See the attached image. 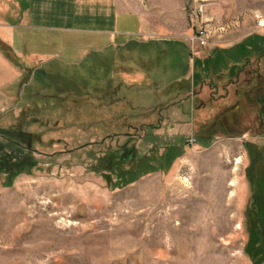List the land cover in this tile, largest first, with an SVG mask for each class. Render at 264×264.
<instances>
[{
  "label": "rangeland",
  "instance_id": "1",
  "mask_svg": "<svg viewBox=\"0 0 264 264\" xmlns=\"http://www.w3.org/2000/svg\"><path fill=\"white\" fill-rule=\"evenodd\" d=\"M77 1L144 35L16 29L0 264H264V111L213 120L242 72L264 74V0ZM28 3L0 0V23Z\"/></svg>",
  "mask_w": 264,
  "mask_h": 264
},
{
  "label": "crops",
  "instance_id": "2",
  "mask_svg": "<svg viewBox=\"0 0 264 264\" xmlns=\"http://www.w3.org/2000/svg\"><path fill=\"white\" fill-rule=\"evenodd\" d=\"M26 7L20 24L0 23V41L16 57L21 56L16 48L17 28L28 30L36 27L70 34H90L113 45H117L118 39L144 35L142 18L116 10L111 2L84 4L77 0H29ZM35 21H38L37 26H33ZM21 71L0 51V104L12 102V87L22 76Z\"/></svg>",
  "mask_w": 264,
  "mask_h": 264
},
{
  "label": "trees",
  "instance_id": "3",
  "mask_svg": "<svg viewBox=\"0 0 264 264\" xmlns=\"http://www.w3.org/2000/svg\"><path fill=\"white\" fill-rule=\"evenodd\" d=\"M0 51L10 60L12 63H16L15 56L12 54L11 49L4 43L0 41ZM260 56H264V52L260 53ZM242 72L237 79H241V76H245V80L240 84L237 83V90L235 92V100L232 105L228 108H223L213 119L218 120V124L221 125L223 120L226 118L228 112L233 113V115L245 114L244 119L253 120L256 118L258 121L262 119L259 118V110L264 111V74H261L259 70H249L246 75ZM241 81V80H240ZM259 112V113H258ZM213 122V121H212ZM225 125V123H223ZM263 125V124H262ZM249 131V130H248ZM255 131V130H254ZM250 131L252 136H257L256 132ZM247 131H244V135ZM263 133V132H262ZM17 146H20L17 144ZM254 159V158H253ZM258 160V159H257ZM256 160V161H257ZM255 161V160H254ZM252 178V176H250ZM252 180V179H251ZM253 183V181H252ZM259 190V189H258ZM257 193V192H256Z\"/></svg>",
  "mask_w": 264,
  "mask_h": 264
},
{
  "label": "bare ground",
  "instance_id": "4",
  "mask_svg": "<svg viewBox=\"0 0 264 264\" xmlns=\"http://www.w3.org/2000/svg\"><path fill=\"white\" fill-rule=\"evenodd\" d=\"M263 24V23H262ZM242 164V159H241V157H239V158H236V160H235V170L234 171H237L238 169H239V166ZM238 168V169H237ZM231 184V186H234V184H235V181H233V182H231L230 183Z\"/></svg>",
  "mask_w": 264,
  "mask_h": 264
},
{
  "label": "built area",
  "instance_id": "5",
  "mask_svg": "<svg viewBox=\"0 0 264 264\" xmlns=\"http://www.w3.org/2000/svg\"><path fill=\"white\" fill-rule=\"evenodd\" d=\"M205 44V43H204ZM197 141L195 140V139H191L190 141H189V144L191 145V146H194V145H196L197 143H196Z\"/></svg>",
  "mask_w": 264,
  "mask_h": 264
}]
</instances>
